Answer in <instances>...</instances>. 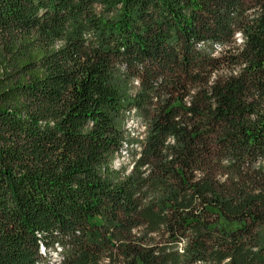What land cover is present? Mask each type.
<instances>
[{"label":"trees","instance_id":"16d2710c","mask_svg":"<svg viewBox=\"0 0 264 264\" xmlns=\"http://www.w3.org/2000/svg\"><path fill=\"white\" fill-rule=\"evenodd\" d=\"M53 255L264 264V0H0V264Z\"/></svg>","mask_w":264,"mask_h":264},{"label":"rangeland","instance_id":"374dc122","mask_svg":"<svg viewBox=\"0 0 264 264\" xmlns=\"http://www.w3.org/2000/svg\"><path fill=\"white\" fill-rule=\"evenodd\" d=\"M124 128L127 130L128 134H129V138H131V140H136L140 138V134L142 133V128L140 125V121L138 118H131L125 125ZM126 168L129 169L130 168V163L127 160V158L125 157L124 159H117L115 158L112 162V168L113 169H120V168ZM55 260H56V256L53 255L50 258V264H55Z\"/></svg>","mask_w":264,"mask_h":264},{"label":"bare ground","instance_id":"6f19581e","mask_svg":"<svg viewBox=\"0 0 264 264\" xmlns=\"http://www.w3.org/2000/svg\"><path fill=\"white\" fill-rule=\"evenodd\" d=\"M125 157H122L121 159H124Z\"/></svg>","mask_w":264,"mask_h":264}]
</instances>
